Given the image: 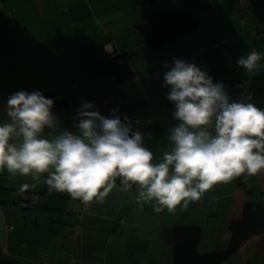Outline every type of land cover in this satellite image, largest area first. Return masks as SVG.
I'll use <instances>...</instances> for the list:
<instances>
[{"label": "crops", "instance_id": "0c3cea01", "mask_svg": "<svg viewBox=\"0 0 264 264\" xmlns=\"http://www.w3.org/2000/svg\"><path fill=\"white\" fill-rule=\"evenodd\" d=\"M180 0H0V119L9 95L41 91L46 97L80 96L107 89L112 114L126 113L146 147L159 159L166 150L174 105L167 99L163 74L173 58L202 66L230 94L248 77L236 61L248 51L264 54V0H211L188 7L196 32L154 53L136 28ZM236 39L230 44V40ZM124 52L136 56L137 78L118 85L112 75L93 76L88 63ZM255 73L264 108V56ZM253 76V75H251ZM60 127L75 131L76 110L53 108ZM138 122V123H137ZM54 135V133H52ZM45 135H49L46 131ZM22 184L28 187L20 190ZM35 185V186H33ZM244 188L233 179L219 182L188 206L174 212L138 203L135 187L114 188L103 203L84 204L65 192L49 191L30 175L0 171V251L5 264H169L168 231L197 227L199 254L223 251L229 223L240 219L245 200L257 204L264 172L248 176ZM30 197L35 206L27 207ZM223 264H264V232L246 240Z\"/></svg>", "mask_w": 264, "mask_h": 264}, {"label": "clouds", "instance_id": "9594fccd", "mask_svg": "<svg viewBox=\"0 0 264 264\" xmlns=\"http://www.w3.org/2000/svg\"><path fill=\"white\" fill-rule=\"evenodd\" d=\"M262 56L251 50L236 63L255 75ZM163 82L178 123L159 159L127 116H104L82 102L72 131L60 127L52 98L19 90L8 96L6 119H0V171L30 175L85 205L103 203L114 188L128 193L135 187V200L154 202L157 213L186 208L219 182L264 172V108L231 100L204 67L177 58Z\"/></svg>", "mask_w": 264, "mask_h": 264}, {"label": "trees", "instance_id": "16d2710c", "mask_svg": "<svg viewBox=\"0 0 264 264\" xmlns=\"http://www.w3.org/2000/svg\"><path fill=\"white\" fill-rule=\"evenodd\" d=\"M211 0H180L178 6H170L159 10L150 20L136 28L147 46V53L157 52L188 34L199 29L198 24L190 17L188 7L198 6L204 8ZM236 39L230 40V44ZM134 55L124 52H115L112 56L88 63L87 70L93 76L112 75L118 85L134 82L137 78L133 63ZM241 79H247L250 83L249 92L256 90L260 101V89L257 76L239 78L233 86ZM232 90L230 93L233 91ZM52 98V97H50ZM55 109L63 111H74L82 102H92L96 110L104 116L119 115L123 120L126 113L112 114L111 107L113 97L107 89L98 90L80 96L52 98ZM251 102H256L251 100ZM257 103V102H256ZM259 103V102H258ZM133 130L135 128L133 127ZM246 180L242 174L233 179L236 186L244 188L245 195L249 194L246 189ZM118 183V181H117ZM27 207H30L27 203ZM33 208V207H32ZM230 239L227 248L223 251L199 254L197 246L200 240V229L197 227L175 226L168 231V240L172 249V259L169 264H223L227 261L249 238L264 232V192L260 193L259 202L253 204L245 200L242 215L238 220H232L228 226ZM5 257L0 251V264H5Z\"/></svg>", "mask_w": 264, "mask_h": 264}, {"label": "built area", "instance_id": "2783aa9c", "mask_svg": "<svg viewBox=\"0 0 264 264\" xmlns=\"http://www.w3.org/2000/svg\"><path fill=\"white\" fill-rule=\"evenodd\" d=\"M249 87H250L249 81L247 79H241L233 86V91L232 93L229 94L230 99L231 100H245V102H251V100H255L258 103L259 100H258V95H257L256 90H251L249 92ZM249 96L251 97L250 101H248ZM29 205L31 208L35 206V201L33 197H30ZM83 210L89 211L88 204L87 205L84 204Z\"/></svg>", "mask_w": 264, "mask_h": 264}]
</instances>
